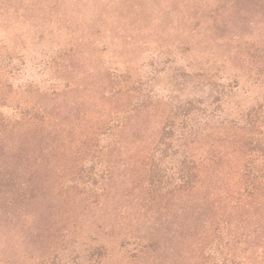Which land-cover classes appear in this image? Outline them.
I'll use <instances>...</instances> for the list:
<instances>
[{"label": "rangeland", "instance_id": "1", "mask_svg": "<svg viewBox=\"0 0 264 264\" xmlns=\"http://www.w3.org/2000/svg\"><path fill=\"white\" fill-rule=\"evenodd\" d=\"M0 264H264V0H0Z\"/></svg>", "mask_w": 264, "mask_h": 264}]
</instances>
